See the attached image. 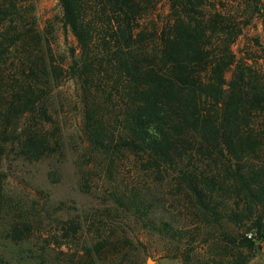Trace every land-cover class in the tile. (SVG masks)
Instances as JSON below:
<instances>
[{"label":"trees","instance_id":"obj_1","mask_svg":"<svg viewBox=\"0 0 264 264\" xmlns=\"http://www.w3.org/2000/svg\"><path fill=\"white\" fill-rule=\"evenodd\" d=\"M27 1L0 0V157L8 144L28 162L62 153L47 101L72 79L84 143L78 184L88 192L90 175L108 180L112 207L101 214H130L169 234L168 224L150 220L159 198L149 184L162 181L163 170L192 225H213L224 238L222 223L245 228L207 264H247L264 245V70L237 59L233 46L248 18H264V0H165L160 26L154 12L162 0H58L76 44L66 67L21 16ZM37 112V121L21 126ZM190 155L202 158V168L182 166ZM19 223L8 232L13 241L32 231V220ZM109 238L98 231L60 264H135L119 260L120 239Z\"/></svg>","mask_w":264,"mask_h":264},{"label":"rangeland","instance_id":"obj_2","mask_svg":"<svg viewBox=\"0 0 264 264\" xmlns=\"http://www.w3.org/2000/svg\"><path fill=\"white\" fill-rule=\"evenodd\" d=\"M167 13L168 5L162 0L154 12V20L159 26L164 23ZM20 14L28 23H33L44 42V51L51 54L57 65L66 67L76 44L71 33L63 26L58 0H28L21 5ZM255 39L260 46L255 45ZM262 48L264 18L253 14L243 25L242 34L233 50L237 59H245L259 70H264ZM15 54V51L12 52L9 61L14 59ZM230 74H227V79ZM47 105L52 120L60 128L62 153L28 162L15 156L12 145L8 144L0 157V260L9 264L41 263L46 260L60 264L73 253L81 252L86 243L95 241L100 231L103 237H110L112 241L120 239L117 258L126 263L207 264L213 257H218L223 248H227V238L244 231L245 228L222 223L220 230L226 235L224 238L217 228L214 230L213 225L200 226L188 222L185 214L181 215L178 197L172 196L174 189L168 185L170 176H166L163 170L158 173L163 180L149 184L153 196L159 198L150 220L159 226L162 222L168 224L172 228V236L171 232L157 233L147 227L145 221L136 220L130 214L103 216L101 212L112 207L104 197L108 180L90 175L91 190L88 192L81 191L78 184L79 155L84 143L75 82L63 78L52 90ZM38 119V112L33 113L24 117L20 124L22 126L24 122L31 123ZM201 159L190 155L181 164L190 170L198 166L202 168L199 164ZM126 173V168L122 169L119 179L126 178ZM150 177L154 180L155 175ZM23 218L25 221L32 220V231L26 239L13 241L8 237V232L12 226L20 225ZM72 226L77 228L75 235L70 230ZM109 228L114 230V234L110 235ZM187 256L188 260L184 261ZM112 259H116V256ZM247 264H264V248L261 245L250 253Z\"/></svg>","mask_w":264,"mask_h":264},{"label":"crops","instance_id":"obj_3","mask_svg":"<svg viewBox=\"0 0 264 264\" xmlns=\"http://www.w3.org/2000/svg\"><path fill=\"white\" fill-rule=\"evenodd\" d=\"M261 248H264V245L263 244L261 245Z\"/></svg>","mask_w":264,"mask_h":264}]
</instances>
